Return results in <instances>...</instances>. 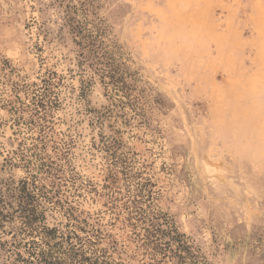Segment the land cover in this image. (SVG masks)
<instances>
[{
	"label": "rangeland",
	"instance_id": "obj_1",
	"mask_svg": "<svg viewBox=\"0 0 264 264\" xmlns=\"http://www.w3.org/2000/svg\"><path fill=\"white\" fill-rule=\"evenodd\" d=\"M263 21L0 0V264H264Z\"/></svg>",
	"mask_w": 264,
	"mask_h": 264
},
{
	"label": "trees",
	"instance_id": "obj_2",
	"mask_svg": "<svg viewBox=\"0 0 264 264\" xmlns=\"http://www.w3.org/2000/svg\"><path fill=\"white\" fill-rule=\"evenodd\" d=\"M37 105H39V104H37ZM42 107L43 105L42 104H40L39 106H38V108L39 107ZM25 218H29V216L26 214V216H25ZM23 223H26V221H23ZM156 233V234H155ZM149 235L150 236H155V240H157V239H161L160 238V232H159V230H158V228L157 229H155V232H150L149 233ZM162 235H163V232H162ZM159 236V237H158ZM156 237H158V238H156ZM33 247V248H32ZM32 247H30L29 249L27 248V250H28V253H29V256L31 257V260H32V258H37L38 260H39V262L38 263H40V264H53L50 260H47V256H49V254H48V251L46 250H43V249H38V248H35V245H32ZM158 247H160L159 249H161V251L163 250H165L166 248V246H158V245H156V247H154V249L155 248H158ZM162 247H164V248H162ZM38 249V250H37ZM17 255L20 257L21 255L20 254H18L17 253Z\"/></svg>",
	"mask_w": 264,
	"mask_h": 264
},
{
	"label": "bare ground",
	"instance_id": "obj_3",
	"mask_svg": "<svg viewBox=\"0 0 264 264\" xmlns=\"http://www.w3.org/2000/svg\"><path fill=\"white\" fill-rule=\"evenodd\" d=\"M264 22V21H263ZM263 24V23H262ZM261 30V29H260ZM259 30V31H260ZM262 32V31H261ZM260 33V32H259ZM262 34V33H261ZM263 37V36H262ZM264 39V38H263ZM263 46V45H262ZM260 47V46H259ZM264 50V49H263ZM262 54V53H261ZM264 54V53H263ZM262 57V56H261ZM259 69H261V68H259ZM264 69V68H263ZM255 76H257V77H259L258 75H256L255 74ZM252 84H254V83H252ZM262 121V120H261ZM260 124V123H259ZM254 127V126H253ZM254 128H256V127H254ZM257 129V128H256ZM263 136V135H262ZM250 139V138H249ZM253 144V143H252ZM261 146H262V144H261ZM256 148V147H255ZM253 149V148H252ZM257 149V148H256ZM259 149V148H258ZM262 150H263V148H262ZM264 152V151H263Z\"/></svg>",
	"mask_w": 264,
	"mask_h": 264
}]
</instances>
